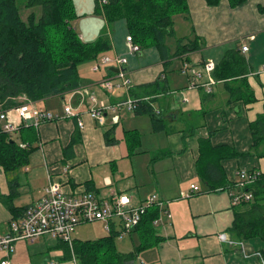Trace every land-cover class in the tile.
<instances>
[{
    "label": "crops",
    "instance_id": "1",
    "mask_svg": "<svg viewBox=\"0 0 264 264\" xmlns=\"http://www.w3.org/2000/svg\"><path fill=\"white\" fill-rule=\"evenodd\" d=\"M96 2L75 0L79 16L74 22L75 29L85 42H93L104 30H109L111 49L103 56L125 54L129 33L126 22L109 26L103 17L95 15ZM188 5V17L180 15L177 18L181 26L179 31H174V41H167L173 57L168 61L169 66H165L159 51L153 47L142 49L135 56L130 55L128 65L123 67L131 80L130 92L148 85L153 86L148 94L152 98L163 91L168 93L155 103L156 110L165 119L167 130L154 132L151 116H137L130 111L123 115L126 109L119 112V123H113L109 117L106 126L95 124L86 115L93 108L90 95L115 103L129 95L132 97V94L123 89L109 94L111 92L102 89L103 82L115 77L117 67H101L95 72L96 61L89 64L90 67L81 65L80 74L84 76L79 75L82 82L79 89L35 105L60 115L64 114L66 106L71 105L78 116L83 114L81 119L85 129H80L78 116L43 124L35 129L37 140L28 164L9 174L0 168V195L12 201L19 212L18 218L27 207L41 199L51 180L61 183L68 194L95 192L108 196L123 192L137 205L157 194L169 203L173 216L171 220L164 217L155 227V235L163 241L140 253L134 264H264V253L257 252L256 244L248 245V250H241L233 244L237 241H234L230 229L238 209L233 194L238 188L206 192L196 170L199 141L210 137L214 145H231L241 154L251 153L222 163L229 183H237V173L241 170H258L264 174V157L253 151L250 130V124L264 112V0H248L235 9L228 0L215 7L209 6L205 0H188ZM180 38L198 41L201 48L176 56V41ZM237 42L242 48L248 47L244 55L251 66L248 83L255 96V102L251 104H229V95L222 84L215 86L211 96L203 89H186L187 77L177 83L175 76L169 75L170 66L177 63L179 67L186 58L196 65L207 61L217 65L224 53L234 48ZM179 89L182 93L177 94ZM141 96L132 98H149ZM59 98L64 101L63 110L51 105V100ZM184 98L188 102H184ZM121 122L124 132L119 139L116 129ZM108 130L111 131L109 137L106 136ZM133 130L141 133V143L135 153L125 141V132ZM73 138L79 140L71 152L73 157L67 159L65 149ZM113 138L116 141L109 144L108 139ZM263 152L264 146L261 148ZM161 153L166 156L156 158ZM193 186L199 191H194ZM14 218L8 206L0 200V235L8 232ZM102 227L104 230L103 224ZM221 235H225L226 240L223 241ZM47 237L33 242H17L12 263L50 264L54 261L74 264L59 247V240L55 245ZM139 244L140 240L134 246ZM3 257L0 252V262Z\"/></svg>",
    "mask_w": 264,
    "mask_h": 264
},
{
    "label": "trees",
    "instance_id": "2",
    "mask_svg": "<svg viewBox=\"0 0 264 264\" xmlns=\"http://www.w3.org/2000/svg\"><path fill=\"white\" fill-rule=\"evenodd\" d=\"M104 1V4L100 5L97 0L95 15L103 17L109 26L125 21L134 42L141 49L157 48L165 61V66H169L168 61L173 57L167 41L174 35V17L178 15L188 17V0ZM205 1L209 6L215 7L223 0ZM228 1L231 8L235 9L248 0ZM22 7L31 11L26 19L22 18ZM78 18L75 0H0V112L22 105L23 99L35 104L63 97L81 87L79 67L100 59L111 49V40L109 30H104L95 41H83L75 29L74 22ZM176 43V56L193 53L201 48L198 41L189 42L184 38H180ZM184 62H189V59L186 58ZM250 71L251 66L242 52L240 42L227 50L216 65L214 78L228 93L229 104L255 102L253 89L248 83ZM152 87L146 85L141 89L140 87L132 89V97H142L141 95L151 97L152 95L148 94ZM140 99H135L138 101L134 110L135 115L151 116L154 132L167 130L161 112L157 114L158 110L153 106L155 100ZM250 130L254 142L253 151L256 155L264 157V152L261 153L264 146V112L250 124ZM111 131H106L107 137ZM24 132L27 136L23 134ZM36 134L32 125L22 127L16 134L17 139L14 137L15 134L0 133V168L5 174L28 164L29 156L35 150L33 144L37 140ZM78 140L73 138L65 149L67 159L73 157L71 152L74 151ZM115 141L114 138L108 139L109 144ZM125 141L135 153L141 143V133L137 130L126 131ZM22 144L26 147L22 148ZM250 154H241L231 145H214L210 137L201 138L196 170L205 191L236 189L237 183H229L222 163ZM161 156H166V153L158 154L156 158ZM249 172L256 175V180L247 190L252 192L253 199L236 205L238 209L230 232L234 241L256 244L257 252L263 254L264 174L258 170ZM0 200L8 206L14 219H17L19 212L13 207L12 201L1 195ZM159 218L160 211L157 208L146 212L140 224L132 231L140 235V244L134 246V251L128 254L117 252L116 234L106 235L96 241L75 240L73 250L77 263L134 264L140 253L158 246L163 241L155 235L154 222ZM59 243L66 257L72 260L69 245L63 241ZM246 245L248 246L247 243Z\"/></svg>",
    "mask_w": 264,
    "mask_h": 264
},
{
    "label": "built area",
    "instance_id": "3",
    "mask_svg": "<svg viewBox=\"0 0 264 264\" xmlns=\"http://www.w3.org/2000/svg\"><path fill=\"white\" fill-rule=\"evenodd\" d=\"M104 2V0H99L100 5H103ZM126 46L127 51L125 54L117 53L113 57L102 56L96 61L93 70L98 72L101 67L109 66L121 69L128 65L130 55L135 56L142 51L141 47L134 42L132 36H127ZM242 52L247 53L248 47L244 46ZM215 69L216 64L212 61L200 65L183 61L182 73L189 79L188 90L203 89L206 93L212 94L213 89L218 85L217 80L214 78ZM114 76V78L101 84L103 90L113 92L120 89L126 91L130 89L131 80L126 77L125 72L120 71ZM145 100H148V98H145ZM90 101L93 108L86 115L101 127L106 126L109 117H111L113 123H119V112L123 109L134 112L138 102L130 95L127 99L117 103L99 100L91 95ZM185 101H187L186 98ZM158 112L157 114H159ZM82 115L78 116L71 105L66 106L64 114L60 115L39 109L34 103L29 102L8 111L0 112V133L15 134L22 127L30 125L35 129H39L43 124L62 119H73L76 116H78L80 129L84 130L85 125L81 119ZM21 147L25 148L26 145L22 144ZM237 177L238 192L233 194L235 205L253 199L252 192L247 190L256 180L255 173L246 170L239 171ZM193 190L199 191V188L193 186ZM129 197L127 194L100 196L95 192L68 194L64 192L61 183L51 180L41 199L34 205L27 207L18 219L12 220L8 232L0 235V252L4 254L0 264H12V256L17 242H33L45 236H51L68 244L73 256L72 261L74 264H78L74 256L75 239L73 234L76 228L81 225L102 223L107 235L116 233L119 238H122L129 235L140 224L142 217L149 209H159L162 216L158 219V222H161L164 217L168 220L172 219L173 215L168 208L169 203L157 194L149 196L140 205L135 204L132 198ZM221 239L226 240V236L221 235ZM233 244L238 245V243ZM242 249L245 250L244 245ZM50 264L57 263L53 261Z\"/></svg>",
    "mask_w": 264,
    "mask_h": 264
},
{
    "label": "rangeland",
    "instance_id": "4",
    "mask_svg": "<svg viewBox=\"0 0 264 264\" xmlns=\"http://www.w3.org/2000/svg\"><path fill=\"white\" fill-rule=\"evenodd\" d=\"M31 13V11L30 10H25L23 7H22V13H21V15H22V18L23 19H26L27 17H28V15ZM38 13H39V11H38ZM39 15V14H38ZM180 15H178V16H175L174 17V19H176L175 21H174V27H173V29H174V31L176 30V31H179V29H180V26H181V21L180 20H177V18L179 17ZM127 36H131L129 33H128V35ZM168 41H174V38H169L168 39ZM182 56V55H181ZM89 64L90 65H92L93 63L92 62H89V63H86V64H84V65H82L81 67H85V66H89ZM79 68V75L80 76H84V74H80V71L82 70V68ZM90 67V66H89ZM110 67V66H109ZM168 72H169V75H173V76H175V79H176V81H177V83L179 82V79H183V78H186L187 76L184 74V73H182V65L180 66L179 65V67H177V63H175L174 65H171L170 66V68H169V70H168ZM127 77V76H126ZM131 86V85H130ZM186 89H188V87L186 88ZM180 90L181 89H179L178 91L179 92H176L177 94H179V93H182V92H180ZM193 90H198V89H193ZM163 91V90H162ZM161 92V91H160ZM114 93V92H113ZM128 93H130L131 94V92H130V90H128ZM109 94H112V93H109ZM166 94H168V93H165L164 91L163 92H161L159 95H157V97H153V100H155V102L156 101H158V100H161V98L164 96V95H166ZM150 98H152V97H149L148 98V100L150 99ZM51 99H55V98H51ZM187 99V98H186ZM51 102V105H54V107H56L58 110H63V108H64V101H63V99L62 98H59V99H56V100H51L50 101ZM184 102H188V99H187V101H185V98H184ZM28 103V101L26 100V99H23V103L22 104H27ZM53 103V104H52ZM43 106H45L44 104H43ZM153 106H154V108H155V110H156V107H155V104H153ZM46 107V106H45ZM136 109V108H135ZM157 112V111H156ZM129 112L128 111H126V110H124L123 112H122V114L123 115H125V114H128ZM123 132H124V129H123V126H122V122L117 126V129H116V134H117V136H118V138L119 139H121V137L123 136ZM18 137H17V135H15V139H17ZM121 142V141H120ZM123 145H124V143L123 142H121ZM113 194H126V193H112V194H110V195H108V196H111V195H113ZM128 195V194H127ZM115 196V195H114ZM130 196V195H129ZM130 199L132 198L131 196L129 197ZM133 204V203H132ZM162 215H161V213H160V217H161ZM159 223H161V222H158V220H156L155 222H154V228L159 224ZM114 234H116V233H114ZM107 235V233H105V231L103 230V227H102V223H93V224H85V225H81V226H79V227H77L76 228V230H75V232H74V234H73V237H74V239L75 238H77L78 240H82V241H88V240H90V241H96V240H99L100 238H102V237H104V236H106ZM132 235V236H131ZM131 237H133L134 238V240H132V238ZM49 239H52V241H53V243L52 244H57V242H58V239H56V238H53V237H51V236H49V237H47V240H49ZM138 240H140V235L138 234V233H135L134 234V232H131L129 235H127V236H124V237H122V238H119L118 237V235L116 234V239H115V247H116V250H117V252H119V253H122V254H128V253H131V252H133L134 251V249H135V247H134V245H136L137 244V241ZM246 243H248L247 241H238V247H243V245L245 246L246 245ZM248 245H252L251 243H249ZM248 247V249H249V246H247ZM247 247H245V249L246 250H248L247 249ZM13 264V263H12ZM79 264V263H78Z\"/></svg>",
    "mask_w": 264,
    "mask_h": 264
},
{
    "label": "water",
    "instance_id": "5",
    "mask_svg": "<svg viewBox=\"0 0 264 264\" xmlns=\"http://www.w3.org/2000/svg\"><path fill=\"white\" fill-rule=\"evenodd\" d=\"M114 71L116 73H119L120 71L125 72V68H121V69L116 68V69H114Z\"/></svg>",
    "mask_w": 264,
    "mask_h": 264
},
{
    "label": "bare ground",
    "instance_id": "6",
    "mask_svg": "<svg viewBox=\"0 0 264 264\" xmlns=\"http://www.w3.org/2000/svg\"><path fill=\"white\" fill-rule=\"evenodd\" d=\"M135 100V99H134ZM259 176V175H258ZM250 187V186H249Z\"/></svg>",
    "mask_w": 264,
    "mask_h": 264
}]
</instances>
